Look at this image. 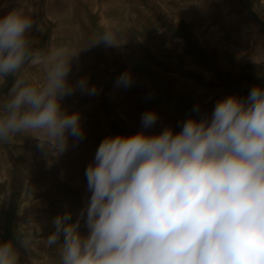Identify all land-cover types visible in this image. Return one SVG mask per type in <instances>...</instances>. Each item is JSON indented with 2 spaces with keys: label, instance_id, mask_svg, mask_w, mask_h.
Listing matches in <instances>:
<instances>
[{
  "label": "clouds",
  "instance_id": "9594fccd",
  "mask_svg": "<svg viewBox=\"0 0 264 264\" xmlns=\"http://www.w3.org/2000/svg\"><path fill=\"white\" fill-rule=\"evenodd\" d=\"M27 8L20 0L0 16V145L31 137L59 157L70 137L85 135L80 113L62 100L99 91L87 78L70 82L73 59L100 43L119 48L127 36L113 22L79 51H43L31 35L43 25ZM132 84L130 72L116 81ZM158 119L145 111L138 132L101 141L85 170L89 199L75 221L68 211L53 219L45 246H55L59 264H264V86L221 98L210 116H190L178 132L148 134ZM16 237L29 248L22 232ZM0 264H19L13 240L0 241Z\"/></svg>",
  "mask_w": 264,
  "mask_h": 264
},
{
  "label": "crops",
  "instance_id": "0c3cea01",
  "mask_svg": "<svg viewBox=\"0 0 264 264\" xmlns=\"http://www.w3.org/2000/svg\"><path fill=\"white\" fill-rule=\"evenodd\" d=\"M25 2L44 28L31 34L37 49L79 51L113 22L127 36L119 48L100 43L73 59L70 82L87 78L99 90L89 95L77 89L62 100V108L80 113L82 140L70 137L59 157L45 154L31 137L0 145V241H14L19 264H59L58 250L44 240L58 214L71 212L75 221L89 199L85 170L105 137L138 132L148 110L159 116L148 134L169 126L178 132L188 117L210 116L221 98H246L253 86H264V0ZM3 5L0 16L20 0H0ZM29 70L42 73L39 66ZM124 72L133 84L117 87ZM6 90L0 87V96ZM196 105L199 112L192 111ZM17 231L30 240L29 248ZM80 231L87 233L83 221Z\"/></svg>",
  "mask_w": 264,
  "mask_h": 264
},
{
  "label": "rangeland",
  "instance_id": "374dc122",
  "mask_svg": "<svg viewBox=\"0 0 264 264\" xmlns=\"http://www.w3.org/2000/svg\"><path fill=\"white\" fill-rule=\"evenodd\" d=\"M4 179H5V176L4 175L0 176V182L1 183L4 181Z\"/></svg>",
  "mask_w": 264,
  "mask_h": 264
}]
</instances>
